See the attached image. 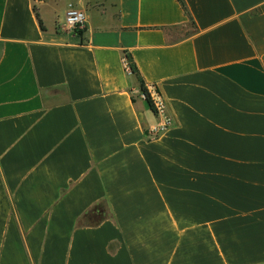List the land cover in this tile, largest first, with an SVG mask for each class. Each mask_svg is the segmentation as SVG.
Here are the masks:
<instances>
[{"label": "crops", "instance_id": "crops-1", "mask_svg": "<svg viewBox=\"0 0 264 264\" xmlns=\"http://www.w3.org/2000/svg\"><path fill=\"white\" fill-rule=\"evenodd\" d=\"M183 2L0 0V264H264V0Z\"/></svg>", "mask_w": 264, "mask_h": 264}, {"label": "built area", "instance_id": "built-area-1", "mask_svg": "<svg viewBox=\"0 0 264 264\" xmlns=\"http://www.w3.org/2000/svg\"><path fill=\"white\" fill-rule=\"evenodd\" d=\"M86 20L87 17L84 10L75 7H69L65 15L64 29L67 31L82 30L85 27ZM126 64L128 71L132 72L127 59H126ZM147 89L150 94L151 100L153 102L154 108L156 110L155 114L157 117L161 119V123L156 128V133L165 132L169 129L172 122V118L168 112L166 102L163 99V97L153 87L151 88L147 87Z\"/></svg>", "mask_w": 264, "mask_h": 264}, {"label": "trees", "instance_id": "trees-1", "mask_svg": "<svg viewBox=\"0 0 264 264\" xmlns=\"http://www.w3.org/2000/svg\"><path fill=\"white\" fill-rule=\"evenodd\" d=\"M179 1H180V3H181L182 7L186 10V7H185V5H184L183 0H179ZM36 13H37V16L39 17V14H38V12H37V9H36ZM40 23H41V25H42V21H41V20H40ZM126 59H127L128 62H129V66H130V69H131L132 73H133L134 75H136V76L142 81L141 76H140V73H139V70H138V68L136 67V64L134 63V61L132 60V58L130 57V55L126 54ZM142 91H143V93H144V95H145V97H146V100H147L148 104L150 105L151 109H152L153 112L155 113L156 110H155V108H154V105H153V102H152V100H151L150 94H149V92H148L147 87H146L145 84L143 83V81H142Z\"/></svg>", "mask_w": 264, "mask_h": 264}]
</instances>
